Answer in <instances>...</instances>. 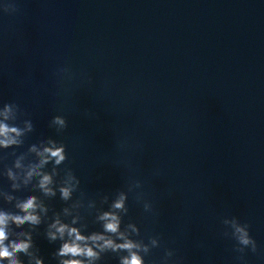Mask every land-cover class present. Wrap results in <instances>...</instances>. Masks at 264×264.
I'll use <instances>...</instances> for the list:
<instances>
[{
    "label": "clouds",
    "instance_id": "9594fccd",
    "mask_svg": "<svg viewBox=\"0 0 264 264\" xmlns=\"http://www.w3.org/2000/svg\"><path fill=\"white\" fill-rule=\"evenodd\" d=\"M56 123L64 124V121L58 117L56 119ZM10 133H16L17 135H19V132L16 128H9L6 124L0 123V136L4 137V139H0V145L8 146L16 142L10 136ZM45 152L48 153L51 157H54L57 164L65 159L63 155V148H46ZM31 174L32 173L30 172L29 176H31ZM49 183L50 177L48 176H44L40 182V187L44 189L46 194H51V190L47 188V185ZM61 192L63 198L65 199H67L70 195V190L68 188L61 189ZM19 207L22 209V211L25 212V215L9 216L5 213L0 212V259H8L9 264H19V261L14 258L16 253H26L30 247V243L27 241H21L20 243L13 242L10 245H6L4 242L8 238V234L6 231L8 221L11 219L17 225H21L26 222L33 225L39 223V217L33 214L35 208L37 207L35 197L28 199L24 203L20 204ZM114 207H123V197H121V199L115 203ZM101 219L106 221L104 225L106 231H117L119 221L115 215H112L111 213H104ZM52 227L56 229V232L49 233L51 239H56L57 233H59L60 237L62 238L65 232H67L69 237H74V239H72L70 242H66L62 245L58 253L60 256L76 257L83 255L89 257L90 259L97 258V252L93 251L87 246L81 247V244L79 242L84 241L85 239H91L93 242L103 241V244L97 245L101 250H104L106 248H111L113 250H116L117 248L131 250L133 247H135V245H133L131 242H125L124 244L116 245L112 240L106 239L102 235L94 234L91 237L86 238L82 236L76 228H69L67 225L60 224L59 221L53 224ZM236 231L240 233L239 241L241 244L248 245L251 242L248 238V234L242 228L237 227ZM37 264H42V261H37ZM63 264H83V262L80 260L72 259L63 261ZM122 264H140V257L135 253H132L129 258H124L122 260Z\"/></svg>",
    "mask_w": 264,
    "mask_h": 264
}]
</instances>
